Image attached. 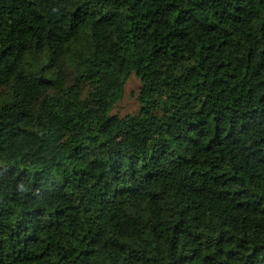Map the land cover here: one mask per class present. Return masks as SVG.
Wrapping results in <instances>:
<instances>
[{"label":"trees","instance_id":"16d2710c","mask_svg":"<svg viewBox=\"0 0 264 264\" xmlns=\"http://www.w3.org/2000/svg\"><path fill=\"white\" fill-rule=\"evenodd\" d=\"M0 264H264V0H0Z\"/></svg>","mask_w":264,"mask_h":264},{"label":"rangeland","instance_id":"374dc122","mask_svg":"<svg viewBox=\"0 0 264 264\" xmlns=\"http://www.w3.org/2000/svg\"><path fill=\"white\" fill-rule=\"evenodd\" d=\"M141 84L140 79L136 75L130 77L126 85L125 96L114 110V114L119 117H124L139 113L141 107L138 96L141 90Z\"/></svg>","mask_w":264,"mask_h":264}]
</instances>
